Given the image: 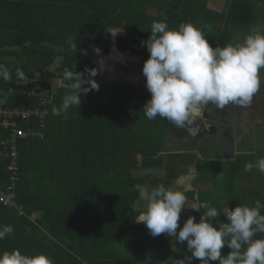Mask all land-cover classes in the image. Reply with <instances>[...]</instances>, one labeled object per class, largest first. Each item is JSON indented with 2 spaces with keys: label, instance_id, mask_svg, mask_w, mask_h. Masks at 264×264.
Masks as SVG:
<instances>
[{
  "label": "trees",
  "instance_id": "obj_1",
  "mask_svg": "<svg viewBox=\"0 0 264 264\" xmlns=\"http://www.w3.org/2000/svg\"><path fill=\"white\" fill-rule=\"evenodd\" d=\"M227 1L220 12L209 0H0V91L14 92L0 102L32 108L39 104L29 97L32 90L62 81L43 126L35 116L15 118L27 136L14 137L0 118V185L10 183L15 145L21 207L0 203V264H264V209L245 202L233 233L225 217L234 198H242L236 177L255 157L216 148L213 154L207 143L196 154L169 153L167 136L178 142L187 133L190 103L178 95L154 109L156 90L124 79L110 87L108 73L89 55L116 29V50H130L146 68L181 76L191 63L208 76L225 50L237 46L241 30L262 23L264 0ZM210 154L214 161L206 163ZM192 164L195 175L180 207L171 187ZM203 183L213 188L200 190ZM143 191L150 210L141 206ZM171 227L174 239H164ZM176 241L183 248H173Z\"/></svg>",
  "mask_w": 264,
  "mask_h": 264
},
{
  "label": "rangeland",
  "instance_id": "obj_2",
  "mask_svg": "<svg viewBox=\"0 0 264 264\" xmlns=\"http://www.w3.org/2000/svg\"><path fill=\"white\" fill-rule=\"evenodd\" d=\"M264 14V11L262 12ZM260 22V21H259ZM252 30H248V32L240 31V34L237 37V42L239 48H237L240 51H244V58L246 59V62H242V72L241 77L243 80H246L249 76L250 80L259 78V80L262 78L264 79V15L262 17V23L261 25L254 26ZM257 27V28H256ZM116 37H117V31L116 29H111L106 34V40L101 44V47L99 48H92L89 52V55L93 56L97 60V65L100 73H105L107 75V82L108 85L111 87V84L116 81V79H124L128 80L130 82H134L139 86L141 89L145 90H156L157 94L154 96L152 102V108H157L162 106H167L176 96L181 95L184 96L190 104L191 109H198L195 108V105H197L195 102H199L201 99V91H205L206 93L212 92V86H218L217 81L208 80L207 78L209 76H212L215 72V69L212 70V74L206 75L204 77V71L203 70H195L191 66L190 68H187L184 74L181 76L176 75L174 72L172 74L174 77L170 79L168 82H163L161 79V82L159 81L157 71L159 70L156 67L146 68L144 64L141 62L140 57H136L135 54H132L131 51L126 52H118L116 50L117 43H116ZM168 34L166 37H164V40H168L169 38ZM167 38V39H166ZM169 42V41H167ZM171 42V39H170ZM105 47H108L110 49L109 53L104 54ZM226 51V50H225ZM235 53L238 55H241V53L237 50H235ZM87 55V53H85ZM238 57V56H237ZM61 59L58 58V61L55 65H53L52 69L55 70L59 64ZM160 68H167V67H160ZM252 69V70H249ZM172 71V70H171ZM39 76V74H37ZM200 77V79H199ZM239 83L242 82L241 79L237 80ZM199 82V83H198ZM62 81L59 78L51 79V85L53 86L52 92H54L51 95V102L55 100V94L57 93V90L62 86ZM162 83V84H161ZM164 83L171 88L169 92H167V95L170 94L168 100H163L165 96L164 88L161 87V85L164 86ZM172 84V86H171ZM161 87V88H160ZM203 87V88H202ZM200 89V90H199ZM172 91L174 94H172ZM217 92H219L217 90ZM222 93V90H221ZM228 93V92H227ZM230 94V93H228ZM252 97H255L257 99H260L264 96V87H261L259 85V91H257V88H254L252 92L250 93ZM0 97H2V93L0 92ZM249 97V96H248ZM7 98V96H5ZM5 98H2L4 100ZM236 99V96L231 99L229 105L236 104L237 102L234 100ZM264 101V99H262ZM261 100H258V104L262 102ZM254 102H257L254 100ZM222 104V103H221ZM225 104V103H224ZM257 107V104H256ZM241 107L237 108V113L242 115ZM48 109V108H47ZM49 110V109H48ZM251 111V117L252 120V127L255 128L253 132L247 136V134L251 131V128L249 131H247L245 128H238L237 131H235L234 137H237L236 139H232L229 137H226V132H221L220 138H217L215 136V132L211 127H204L203 125L199 124V121L197 118L191 114L189 115V121L187 125V133L184 137L180 138L178 142H175V139L173 136H167V151L169 153H177V154H184L192 152L196 154L197 150L201 146H203L204 143H207L213 149L220 150L224 155H227L232 153V151H235L236 146L239 144V146H249L253 145L256 148H258L261 152H263V155L261 158H254V166L252 168H248V162L249 158L246 162L247 167L240 169L239 176L236 177V191L239 193V195L242 197H235L233 200V204L228 205L225 211V217L227 220V226L230 228L227 231L229 233H233V231L236 230L239 226L242 224V212L244 210L243 205L246 204L245 202H249V204H252L256 206L260 211H263L264 209V138L261 140L257 138V134L259 137V133L261 131H264V123L262 126L253 124V121H256L255 117L258 115L256 113L255 109L250 110ZM261 112V111H260ZM59 113V108L55 110L54 114ZM194 113V112H193ZM184 119V118H182ZM263 118H258L257 120H262ZM199 124L201 127L200 132H198L195 128V125ZM239 126V125H238ZM259 126V127H258ZM256 132V134H255ZM264 135V133H263ZM226 137V138H225ZM246 139L243 141L244 143H241L238 139ZM257 138V139H256ZM238 141V142H237ZM237 142V143H236ZM195 147L196 150H195ZM195 150V151H194ZM211 155V154H210ZM212 159H209L206 161V163H212L214 161V158L211 155ZM225 167V165H224ZM198 168V166H197ZM196 171L195 164H192L189 172L187 175L183 176L176 184H174L171 187V192L175 193V196L178 197V202L180 204V207L186 204V200H182L184 197H181L183 192L187 189H189L192 185V180L194 178ZM212 173L209 174L211 176ZM219 174H215L213 176H218ZM222 176L225 175V172L221 174ZM213 187L211 184L203 183L200 185V190H211ZM229 192V190H227ZM209 196V194H206ZM146 192L143 191L142 198L140 200L142 208H146L147 210H150L153 203H148ZM146 201V202H145ZM17 202V200H16ZM18 204V202H17ZM191 208L197 209L198 205L196 202L190 203ZM21 209V207H20ZM202 209L210 213L212 211V208L209 207V205L205 204L202 206ZM20 214H23V212H20ZM145 217V215H144ZM32 218H35V216H32ZM159 219V224L164 225L163 221V215L157 216ZM213 220V216L208 215L207 221L211 222ZM170 226V225H168ZM213 226V223H212ZM234 227V228H233ZM236 227V228H235ZM171 227L170 229L163 231L164 239H174L175 235L172 231ZM204 229H208V226H203L200 228L201 231H204ZM234 229V230H233ZM176 246H173V248H183L182 241L177 243Z\"/></svg>",
  "mask_w": 264,
  "mask_h": 264
},
{
  "label": "crops",
  "instance_id": "obj_3",
  "mask_svg": "<svg viewBox=\"0 0 264 264\" xmlns=\"http://www.w3.org/2000/svg\"><path fill=\"white\" fill-rule=\"evenodd\" d=\"M227 3H228L227 0H209L208 6H209V8H212L214 10L221 12L222 10H224L227 7ZM237 48H239L238 45L234 46V47H228L227 50L230 51V53L233 55V57L238 56V58L241 61L243 60L246 62V59L244 58V51H240ZM235 50L239 51L241 53V55L236 54ZM157 74H158V77H160L159 78L160 82H161V79L163 82H168V81H170L171 77L172 78L174 77L172 72H168L166 70L163 72L162 70L159 69L157 71ZM227 74L226 75L225 74L224 75H216V76H214V74H213L212 76H209L207 78L208 80L217 81L218 82L217 84H218V86H220V88L217 86H214V87L212 86V92H210V93H206L205 91H201L199 89L200 90L199 92H201V94H200L201 99L199 100L198 103L195 102L197 104V105H195V108L202 109V108H200L201 104L207 106V108H206V110L204 109L199 114L198 109H196V110L191 109V104H190L188 114L189 115L193 114L197 118V120L199 121V124L203 125L204 127H211L214 131H216L215 136L217 138L221 137L220 136V134H222L221 132H226V137H229V138L232 137V139H236L237 137H234V135H235V131H237L239 127L245 128L247 131L250 130V128L252 127V122L250 121V120H252V117L249 113L248 114L246 113L244 115L238 114L236 105L235 104H234V106L229 105L230 102L232 101L231 99H233L236 96V90H234L235 88L233 87V84L238 83L237 80L239 79V77L233 78V77H231V73L228 74L230 76H227ZM204 77H205V75H204ZM199 79H200V77H199ZM254 80H258V78L254 79ZM171 86H172V84H171ZM161 87H163L164 91H165V100H168L170 94L167 95V92H169L172 89L169 88L165 83H164V86L161 85ZM215 90H218L219 92H217ZM221 90H226V92L230 93V94H228L229 96L225 95V93H221ZM248 91H249V93L252 92L251 89H249ZM172 94H174L173 91H172ZM226 96H227V98H231V99L230 100L227 99ZM225 105H228V107H230V110H233L232 114H229V115L227 114V109L229 110V108ZM218 113H220L221 116L225 117V118L221 120L220 115ZM260 114H261L260 117H258V115H257L255 117L256 121H253V124H255L256 126L257 125H259V126L263 125L264 115H262V114H264V112L260 113ZM258 118H263V119L259 120L257 122ZM199 124L195 125V128L198 132H200V129H201ZM253 130L256 131L255 128L254 129L251 128V131L247 134V136H249L253 132ZM263 133H264V131H261V133H259V137L257 134V138H259L260 140L262 138H264ZM255 134H256V132H255ZM238 140L241 143H244L243 141H245L246 139L241 140L239 138ZM249 145L250 144H248V146ZM248 146L247 145L246 146H241V145L239 146V144H238L236 146L237 148H235V151H232V153H230V154L238 155L241 153V154L245 155L246 157H255V158H261L262 157L263 152H261L258 148L255 149V147L253 145H251V146H249V147H251V149L249 151L246 149V147H248ZM239 228H240V226L236 229L239 230Z\"/></svg>",
  "mask_w": 264,
  "mask_h": 264
},
{
  "label": "built area",
  "instance_id": "obj_4",
  "mask_svg": "<svg viewBox=\"0 0 264 264\" xmlns=\"http://www.w3.org/2000/svg\"><path fill=\"white\" fill-rule=\"evenodd\" d=\"M2 94H5V96L10 97L12 94H14L13 91H10V93L2 92ZM54 92L50 91L46 88H36L32 90L29 94L30 98H34L39 102L37 106H34L32 108L24 109L22 110L20 106H16L13 108H7L5 107L6 99L1 100L0 102V118L3 119L4 125L6 127L12 126L13 136L14 137H24L28 135V132L24 131L23 129L19 128L16 124V117L22 116L23 118H28L30 116H35L39 118L40 124L43 126L44 121L46 119V116L50 113L49 104L51 103V95ZM53 102V101H52ZM49 110H48V109ZM29 133H32L33 135H40L43 137V132L40 130H31ZM4 143V142H3ZM11 153L8 156L9 163H8V171H10V183L6 187H2L0 185V203L4 206H7L9 208H17L20 210L17 202H16V182L19 180V161L20 156L18 154V150L15 145H12L10 147ZM3 152L0 151V157L3 156Z\"/></svg>",
  "mask_w": 264,
  "mask_h": 264
},
{
  "label": "flooded vegetation",
  "instance_id": "obj_5",
  "mask_svg": "<svg viewBox=\"0 0 264 264\" xmlns=\"http://www.w3.org/2000/svg\"><path fill=\"white\" fill-rule=\"evenodd\" d=\"M242 62L237 56L233 57V55L230 53L229 50H226L223 55L221 56L220 60L217 62L216 67H215V73L214 76L216 75H226L227 73L230 74L231 73V77H239V79H241L242 82H238L237 84H233V87L235 88L234 90H236V99H234L237 103L236 108L241 107L240 109L243 111L242 115L244 114H250L252 109H255L256 113H258V117H260V113L264 112V101H262V99H264V96L260 99H257L255 97H252V95L249 93V89L253 90L254 88H257V91H259V85H261V87H264V79H260L258 78V80H250L249 76L247 77L246 80H243V78H241V72H242ZM252 70V69H249ZM227 76H230L228 75ZM245 83V84H244ZM203 88V87H202ZM214 91V90H213ZM217 91V90H215ZM222 93H225V95L229 96L228 93L226 92V90H222ZM226 96V98H227ZM249 96V97H248ZM227 99H231V98H227ZM163 100H165V96L163 98ZM257 101V102H254ZM258 100H261L262 102L258 104ZM257 104V107H256ZM228 107V105H225ZM200 108L202 109H198V113L200 114L204 109L206 110L207 106L205 105H200ZM230 110V107H228ZM217 109V108H216ZM227 109V114H232L233 110L229 111ZM261 111V112H260ZM220 115L221 120L224 119L225 117H222L220 113H218ZM251 115V114H250ZM264 115V114H262ZM258 122V120H257ZM264 123V121H263Z\"/></svg>",
  "mask_w": 264,
  "mask_h": 264
},
{
  "label": "clouds",
  "instance_id": "obj_6",
  "mask_svg": "<svg viewBox=\"0 0 264 264\" xmlns=\"http://www.w3.org/2000/svg\"><path fill=\"white\" fill-rule=\"evenodd\" d=\"M136 57H139V56H136ZM142 62V61H141ZM157 68H159L160 70H162L163 72L166 70V71H168V72H173V71H171L170 69H168V68H160V67H157ZM205 75V74H204ZM206 76V75H205Z\"/></svg>",
  "mask_w": 264,
  "mask_h": 264
},
{
  "label": "water",
  "instance_id": "obj_7",
  "mask_svg": "<svg viewBox=\"0 0 264 264\" xmlns=\"http://www.w3.org/2000/svg\"><path fill=\"white\" fill-rule=\"evenodd\" d=\"M167 73V72H166Z\"/></svg>",
  "mask_w": 264,
  "mask_h": 264
}]
</instances>
